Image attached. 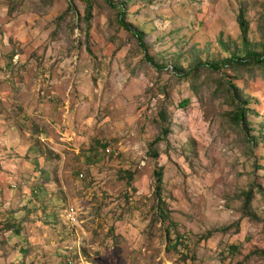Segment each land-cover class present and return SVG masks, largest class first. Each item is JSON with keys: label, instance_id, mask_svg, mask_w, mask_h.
Wrapping results in <instances>:
<instances>
[{"label": "rangeland", "instance_id": "1", "mask_svg": "<svg viewBox=\"0 0 264 264\" xmlns=\"http://www.w3.org/2000/svg\"><path fill=\"white\" fill-rule=\"evenodd\" d=\"M110 1L0 0V264H264V0Z\"/></svg>", "mask_w": 264, "mask_h": 264}, {"label": "trees", "instance_id": "2", "mask_svg": "<svg viewBox=\"0 0 264 264\" xmlns=\"http://www.w3.org/2000/svg\"><path fill=\"white\" fill-rule=\"evenodd\" d=\"M89 2L87 3H90V0H87ZM107 1L108 3H112L110 0H105ZM90 5V4H88ZM114 7H118L117 4H112ZM125 3H122L121 2V11L119 13V21L121 23V25L128 31L132 32V34L138 39L139 41V45L140 47L145 51V57L147 59V61H149L152 65H154L155 67H159L158 64L154 61V59L149 55L148 53V47H147V44L145 42V34L140 31L139 29L133 27L132 25L128 24L125 22V18H126V10L124 9L125 7ZM90 11H91V8L89 7L88 8V13L90 14ZM239 25L241 27V31H242V39H243V42H244V45L247 44V33H248V23L246 22V20L244 19L243 15L239 16ZM246 46V45H245ZM245 63V62H249L253 65H257V66H262L264 65V49L263 51L261 52V54L259 53H256V52H252V51H249L247 50L246 51V57L244 59H238V58H233L231 59L228 63ZM210 68H212L214 71H219L221 69V67L217 64H212L210 65ZM175 72L176 74H180L179 71L177 68H175ZM189 101L185 103V105H189ZM245 104H248V102H245ZM245 108H239L238 110V118L239 120L240 119H243L245 117ZM160 118H164V116L162 115ZM171 133V130L169 129H165L163 131V134L159 137H157L151 144H150V148L151 150L156 146L158 145L161 141H163L165 138H167L169 136V134ZM164 170L163 169H159L157 172H156V176H157V182L159 184V188L160 190L163 188V185H164ZM246 200L243 204L244 208H246L249 204L248 200H249V197L246 196ZM162 201V200H160ZM248 216V215H246ZM249 217V216H248ZM227 228H224L223 230L226 231ZM180 241V239H179ZM181 242V241H180ZM182 243V242H181ZM241 244H234L233 246V249L236 250V252L239 250V247H240ZM260 253V255L263 256L264 258V251H261V252H258Z\"/></svg>", "mask_w": 264, "mask_h": 264}, {"label": "built area", "instance_id": "3", "mask_svg": "<svg viewBox=\"0 0 264 264\" xmlns=\"http://www.w3.org/2000/svg\"><path fill=\"white\" fill-rule=\"evenodd\" d=\"M81 176H84V174L81 173ZM69 210H70V209H69ZM67 216H68V219H69L71 222H76V218H75V215H74V213H73L72 210H70V212L68 213ZM180 241L183 242L182 239H180Z\"/></svg>", "mask_w": 264, "mask_h": 264}, {"label": "crops", "instance_id": "4", "mask_svg": "<svg viewBox=\"0 0 264 264\" xmlns=\"http://www.w3.org/2000/svg\"><path fill=\"white\" fill-rule=\"evenodd\" d=\"M1 171H2V170H0V172H1ZM5 225H6V224H5ZM16 228H17L16 230L18 231V229H19V226H18V227H16ZM2 258H3V257H2ZM2 258L0 257V259H2Z\"/></svg>", "mask_w": 264, "mask_h": 264}]
</instances>
